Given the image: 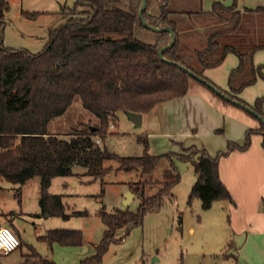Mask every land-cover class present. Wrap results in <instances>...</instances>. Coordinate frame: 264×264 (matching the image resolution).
<instances>
[{
    "label": "trees",
    "instance_id": "trees-1",
    "mask_svg": "<svg viewBox=\"0 0 264 264\" xmlns=\"http://www.w3.org/2000/svg\"><path fill=\"white\" fill-rule=\"evenodd\" d=\"M235 1L230 6L216 1L210 11H204L176 9L171 0H147L140 17L142 0H76L66 23L49 31L39 52L7 47L0 40V179L22 186L38 178L41 214L67 218L61 196L49 193L52 179L79 176L74 169L81 167L85 170L82 175L90 182L99 179L103 185L104 177L113 169L105 165L107 161L116 164V171L139 174L136 181L128 183L129 190L140 200L138 209L107 212L101 208L98 216L105 226L102 239L94 247L95 254L81 264H100L108 245L121 241L116 237L118 230L141 225L145 211L160 208L163 196L180 179L173 157L193 167L195 183L189 204L199 199L205 210L214 201L234 204L220 179L219 160L234 149H246L249 136L244 146L231 143L226 152L214 156L191 148L184 153L151 156L145 134L137 137L143 146L140 156H120L102 143L110 135L109 127L115 124L118 112L146 114L159 104L186 95L192 81L205 87L213 85L230 98L225 100L208 87L223 102L236 101V105L263 117L264 97L250 107L239 94L258 77L264 79V65L253 63L254 54L264 51V8L240 11ZM79 6L87 9L77 10ZM8 10L7 0H0L1 27ZM22 14L28 20L38 15ZM142 20L153 27L173 30L175 40L163 51L165 60L159 57L158 50L169 43L170 34L151 31ZM136 30L151 35V42L136 38ZM228 54L237 57L238 65L228 75V90H222L204 76V71L221 65ZM76 97L98 123L87 124L68 140L49 134L48 123L62 115ZM259 132L263 133L264 149L263 124ZM164 161L169 163L161 170L162 179L153 177ZM39 239L49 246L81 247L84 242L81 231L70 229H50ZM22 245L19 240V247ZM35 254L32 263L56 264Z\"/></svg>",
    "mask_w": 264,
    "mask_h": 264
},
{
    "label": "rangeland",
    "instance_id": "rangeland-1",
    "mask_svg": "<svg viewBox=\"0 0 264 264\" xmlns=\"http://www.w3.org/2000/svg\"><path fill=\"white\" fill-rule=\"evenodd\" d=\"M75 1L7 0L9 10L4 15L3 26H0V40L7 47L39 52L47 42L49 31L66 23ZM208 4L209 0H171V6L180 10L200 8L205 11ZM83 9L87 8H77ZM23 12L38 15L28 20ZM135 35L145 43L152 40L145 31L136 30ZM253 63L255 66L264 65V51L254 54ZM237 65V57L228 54L221 65L206 70L204 75L210 81L213 79L214 83L211 82L217 87L227 90L228 75ZM190 88L192 94L198 88L199 92L214 96V100L220 102L217 112L213 107L210 109L209 118H214L215 113L219 118H225L222 120L224 123L208 136L201 130L205 125L204 118L197 117L198 127L173 137V141L168 140L167 148L164 145L152 146L153 152L157 155L184 153L185 149L191 148L216 155L226 152L231 143L244 146L249 136L246 149H234L221 156L219 161L222 181L230 191L234 204L224 200L214 201L206 210L199 199H193L189 204V194L195 183L193 167L191 163L173 157L179 182L163 196L159 209L145 211L141 225L130 227L128 231L126 228L118 230L116 237L121 241L108 245L100 264H264V149L263 133L259 132L264 114L260 120L247 107L223 102L208 87L197 82L192 81ZM261 97H264V79L259 77L239 94V98L250 107ZM261 110L264 112V101ZM143 118L142 124L134 127L124 112H118L115 124L109 127L110 135L102 146L120 156L142 155L143 146L137 137L148 132V123L157 125L160 105L152 108ZM150 118L153 120L149 121ZM97 123V118L85 110L76 97L62 115L48 123L47 132L68 140L84 130L87 124ZM168 163L162 162L153 177L160 179L161 170ZM105 165L113 169L104 177L103 185L99 179L90 182L89 177L82 175L85 170L81 167L74 169L79 176L52 179L49 193L61 196L66 214H69L67 218H32L31 214L39 210L38 178L22 186L0 179L2 226H7V221H13L24 229L28 240L35 235H45L50 229L79 230L84 237L81 247L54 244L53 250L46 242L33 238L32 250L24 244L8 255L0 256V264H36L32 263L36 258L35 252L56 264H81L82 260L93 256L94 247L105 230L98 211L103 207L107 212L126 208L136 211L140 204L135 195L128 207L124 204V196L130 191L128 183L139 178L138 172L116 171V164L112 161H107ZM76 211L86 212V215H72Z\"/></svg>",
    "mask_w": 264,
    "mask_h": 264
},
{
    "label": "crops",
    "instance_id": "crops-1",
    "mask_svg": "<svg viewBox=\"0 0 264 264\" xmlns=\"http://www.w3.org/2000/svg\"><path fill=\"white\" fill-rule=\"evenodd\" d=\"M216 1H221L226 6H230L233 3V0H209V4H208L209 7L205 11H210L212 4ZM235 6H236V9L240 11L245 8H250V9H254L257 7L264 8V0H236ZM211 81L214 83L213 79H211ZM190 87H191V83H190V86H189V89L186 95L170 100V101H167V102H164L162 104H159L160 105V119L157 122L156 126H152L153 124H150L151 125L150 126L148 125L149 124L148 123L147 124L148 132L145 133L148 139V154L149 155L158 156L157 154L153 152L152 146L159 145L160 147V145L161 146L164 145L167 148L169 147V145L167 144L168 140L173 141L172 140L173 137L182 136L186 134L187 132L194 130V127H198L197 117L204 118L203 121L205 122V125H204L205 127L203 126V129L201 130H203V132L208 136L213 135L214 132L218 131V128L222 125V123H224L222 122V120L223 119L225 120V118H219V115L215 113H213L214 118H209L210 117L209 114H211L210 109L213 107L215 112H217V108L219 107L220 102H218V100H214V96L209 97L203 94L202 92H199L198 88H196L194 93L192 94L190 92V89H191ZM206 114H207V118H205ZM144 115L145 114H142V122L144 120L143 118ZM151 120H153V118L149 119V121ZM111 128H112V125H111ZM184 128H186L185 131H183ZM219 175H220V179L222 180L220 169H219ZM74 186H77V183H74ZM31 216L32 218L36 216L37 219L39 218L38 220H42L43 218L45 219L47 217H50V216L42 215L40 208L39 210H37V212L35 211V214H31ZM7 222H8L7 226L11 228V230L16 234L19 240H21L23 245L26 244L28 247L30 246L33 248V245L31 244V242L34 241L33 238L39 241L38 238L40 236H43V233H42V235H38V236L35 235L31 240H28L25 237L24 229L20 225L13 223V221L11 220ZM49 248L53 250V246H49ZM0 256H3V255H0Z\"/></svg>",
    "mask_w": 264,
    "mask_h": 264
},
{
    "label": "water",
    "instance_id": "water-1",
    "mask_svg": "<svg viewBox=\"0 0 264 264\" xmlns=\"http://www.w3.org/2000/svg\"><path fill=\"white\" fill-rule=\"evenodd\" d=\"M146 4H147V0H142V4H141V7L139 9V16L142 17V12L145 10L146 8ZM142 24L147 27L148 29H150L151 31H154V32H168L170 34V41L167 45L161 47L159 50H158V55L161 59L165 60L162 56L163 54V51L167 48H169L174 40H175V34L173 32V30L170 28V27H153V26H150L148 25L146 22H144L142 20ZM187 74L193 78H196L197 80H200L199 77H197L196 75H194L192 72L186 70L185 68H183ZM207 86L213 90V92H215L216 94L220 95L223 99L225 100H230V98L224 94V93H221L216 87H214L213 85L211 84H207ZM234 104H238L236 101H233ZM253 112V111H252ZM125 115L127 116V119L134 125V127H139L141 124H142V114L140 113H134V112H124ZM257 117L260 118V120H262V116H259L256 114ZM264 124V122H263ZM134 198V194L131 192V191H128L125 196H124V204L125 206H129L130 202L132 201V199ZM46 216H48L46 214Z\"/></svg>",
    "mask_w": 264,
    "mask_h": 264
},
{
    "label": "built area",
    "instance_id": "built-area-1",
    "mask_svg": "<svg viewBox=\"0 0 264 264\" xmlns=\"http://www.w3.org/2000/svg\"><path fill=\"white\" fill-rule=\"evenodd\" d=\"M18 247L19 240L13 231L7 226H0V255H7Z\"/></svg>",
    "mask_w": 264,
    "mask_h": 264
}]
</instances>
